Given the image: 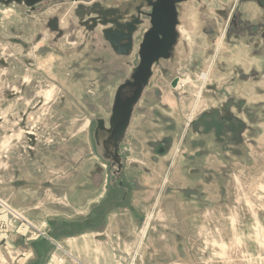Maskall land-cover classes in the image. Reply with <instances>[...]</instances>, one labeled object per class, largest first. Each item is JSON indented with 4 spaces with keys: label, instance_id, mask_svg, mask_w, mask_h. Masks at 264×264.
<instances>
[{
    "label": "rangeland",
    "instance_id": "1",
    "mask_svg": "<svg viewBox=\"0 0 264 264\" xmlns=\"http://www.w3.org/2000/svg\"><path fill=\"white\" fill-rule=\"evenodd\" d=\"M119 1L0 4V264H80L63 242L91 230L123 233L127 264H264V0L178 5L171 57L153 65L121 142L112 106L151 8L128 0L142 24L127 56L100 25L66 20L76 4ZM56 16L63 27L46 31ZM14 179L27 188L13 195Z\"/></svg>",
    "mask_w": 264,
    "mask_h": 264
},
{
    "label": "water",
    "instance_id": "2",
    "mask_svg": "<svg viewBox=\"0 0 264 264\" xmlns=\"http://www.w3.org/2000/svg\"><path fill=\"white\" fill-rule=\"evenodd\" d=\"M38 1L40 0H0V4L7 5L10 2H16L32 7ZM139 1L142 3L144 0ZM145 1L147 2V6L151 8V13L146 14L150 20L151 28L147 34H145L142 44L139 47L138 66L133 69L130 78L116 91L109 120L111 128L109 133L110 135L112 134V136L115 135L116 141L118 142H121L124 138V133L129 124L133 107L149 82L153 65L158 64L161 58H167V55H161L160 53H165V51L167 53L168 49L170 50L175 43V26L177 24L176 9L178 5L187 0ZM100 4H91L87 7L79 5L75 13L80 14V18L87 17L90 19L93 28L100 25L104 29L102 31L103 39L113 48L117 46L118 49L121 48L123 51V54H120L118 50H114L115 53L124 56L129 55L132 51L133 35L139 30V26L142 24L141 16L133 18L128 17L130 11L129 7H131V3L128 4V0L119 1V4H116L115 8L109 7L108 9H103L99 6ZM120 12H125L124 17L121 16ZM166 22L168 23L167 25ZM60 33L61 32H59V34ZM159 35L163 37L165 42L170 41L169 46L161 52L160 49L164 41L158 40L157 37ZM120 42L123 43L121 44ZM99 130L107 131L104 130L103 127ZM113 155H115L112 157L113 160L119 163L117 150L113 152Z\"/></svg>",
    "mask_w": 264,
    "mask_h": 264
},
{
    "label": "crops",
    "instance_id": "3",
    "mask_svg": "<svg viewBox=\"0 0 264 264\" xmlns=\"http://www.w3.org/2000/svg\"><path fill=\"white\" fill-rule=\"evenodd\" d=\"M125 1H127V0H125ZM99 3H101V1ZM79 5L80 4H76L69 11L68 16L66 17V20L68 19L71 21V19H74V22L77 26L79 25L80 20H86V18H87V17L80 18V14L75 13L76 8ZM84 6H86V5H84ZM120 14H121V12H120ZM88 22H89V20H88ZM52 23H53V26H51ZM60 24L61 23H59L57 16L52 17V18H47L46 21L44 22L43 28L46 31L50 30V32H52V31L56 32V30H57V32H58V31H60L61 27H63ZM78 28L80 29L81 27L78 26ZM48 34H50V33L48 32ZM120 43L122 44L123 42H120ZM77 49H80V47L78 46ZM9 168H10V166H9ZM26 186H27V183L25 180H16V179H14L13 181L9 180L8 184H7V187L10 188V191H11V193H13V195L20 188H23L25 190L27 188ZM45 187H46V185H45ZM24 195H25V193H24ZM26 197H27V194L25 196H23L24 199ZM9 200H12V197H9ZM85 203H83V204L87 206L86 213L83 214V216L81 218H79V221L89 220L91 218V215L93 217H95L93 212H95L96 207L102 205V206H100V208L101 207L107 208V205L111 203V198L102 197L101 200H99V202L96 201V202H88L86 204ZM63 205L65 206L66 204H63ZM39 207H40L39 208L40 211H42V205H40ZM70 207L72 208V206H70ZM29 210H30V208H24V211L26 213H29ZM119 215H121V214H119ZM117 216L118 215H113V216L111 215V217H110L111 221L117 219L116 218ZM123 216H124V214H123ZM132 217H133V219L138 221L140 215L137 214L136 211L133 209ZM49 218H48V220L51 219V218L50 219ZM57 219L63 220L64 218L58 217ZM77 220H78V218H77ZM141 221H142V219H141ZM71 236H74V235H71ZM76 236H78V237L64 241L63 242V248L66 252H70V253L75 254L74 256H76L80 260V262H81L80 264H127L126 261H119V257L117 256L118 251L127 252L129 249L127 247L128 245L125 243L126 237L123 233L119 232V234L114 235V233L110 232V231L104 230L101 232V231L91 230L88 232L80 233V235L77 234ZM114 238H116V239H114ZM135 264H138V263H135Z\"/></svg>",
    "mask_w": 264,
    "mask_h": 264
},
{
    "label": "flooded vegetation",
    "instance_id": "4",
    "mask_svg": "<svg viewBox=\"0 0 264 264\" xmlns=\"http://www.w3.org/2000/svg\"><path fill=\"white\" fill-rule=\"evenodd\" d=\"M132 7H133V4H131V7H129V9L131 10ZM135 11L138 12V7H135ZM176 11H177V9H176ZM124 13H125V12H121V16L124 17ZM176 14H177V13H176ZM136 16H137V15H136ZM73 21H74V19H73ZM87 22H88V20L85 21V22L82 21V20H80L78 26H79V27L83 26V27L85 28L86 31H90V30L92 29V23L90 22V19H89V22H88V23H87ZM69 23H70V21H69ZM167 24H168V23L166 22V25H167ZM51 26H53V23L51 24ZM136 33H138V32H136ZM62 34H63V32L60 33V36H61ZM157 38H158L159 41H162V42L164 41V40H163V37H161V35H159ZM143 39H144V35H143ZM143 39H142V41H143ZM169 43H170V41H169V42H168V41H166V42L164 41V42H163V45L161 46L160 52H161L162 50H165L166 47L169 46ZM162 47H163V48H162ZM172 47H173V46H172ZM115 48H116V49H115ZM115 48H114V50H118V52H120V54H123V53H122L123 51H122L121 48L118 49L117 46H115ZM160 52H159V53H160ZM171 52H172V48H171L170 50L168 49L167 53H166V51H165V53L161 52L160 54H161V55H167V58H161L160 60H162V59H168V58L170 59V57H171ZM160 60H159V61H160ZM225 118H226V119H229L228 116H226Z\"/></svg>",
    "mask_w": 264,
    "mask_h": 264
},
{
    "label": "bare ground",
    "instance_id": "5",
    "mask_svg": "<svg viewBox=\"0 0 264 264\" xmlns=\"http://www.w3.org/2000/svg\"><path fill=\"white\" fill-rule=\"evenodd\" d=\"M177 30V29H176ZM178 37V36H177ZM187 82V81H186ZM186 82H184V83H182V84H185ZM259 233H261L260 231H259ZM261 244L264 246V241L263 240H261Z\"/></svg>",
    "mask_w": 264,
    "mask_h": 264
}]
</instances>
